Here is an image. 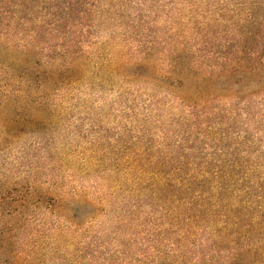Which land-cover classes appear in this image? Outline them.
<instances>
[{
  "label": "trees",
  "instance_id": "trees-1",
  "mask_svg": "<svg viewBox=\"0 0 264 264\" xmlns=\"http://www.w3.org/2000/svg\"><path fill=\"white\" fill-rule=\"evenodd\" d=\"M217 37L214 0H0L4 149L98 85L152 119L1 179L0 264H264V55Z\"/></svg>",
  "mask_w": 264,
  "mask_h": 264
},
{
  "label": "rangeland",
  "instance_id": "rangeland-1",
  "mask_svg": "<svg viewBox=\"0 0 264 264\" xmlns=\"http://www.w3.org/2000/svg\"><path fill=\"white\" fill-rule=\"evenodd\" d=\"M214 7L218 49L240 55H264V0H214ZM94 81L101 83L99 79ZM99 89V85L92 88L91 95L86 97L81 107L71 102L67 110L51 118L53 125L38 127L37 136L32 132L34 128L22 127V133L13 141L11 148L4 149L5 145L0 143V181L6 179L10 183L19 179L24 185L37 175L51 173L62 157L80 164L84 149L92 146L93 142L102 140L101 144L105 145L113 141L112 145H116L122 137L128 140V136L137 135L143 126L148 127L143 131L152 144V119L144 121L143 113L145 103H148L146 95L138 97L135 111L128 114L124 112L125 106L114 105L118 100L117 93L107 89L99 97L94 96ZM145 93L143 90L142 94ZM131 115L136 117L134 130H129L133 125L126 120ZM250 134L253 137L251 141L257 144L252 146V150L263 154L262 133L253 128Z\"/></svg>",
  "mask_w": 264,
  "mask_h": 264
}]
</instances>
